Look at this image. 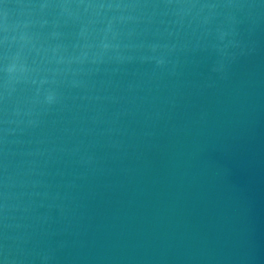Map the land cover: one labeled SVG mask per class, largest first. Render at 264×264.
Wrapping results in <instances>:
<instances>
[{"label": "water", "instance_id": "obj_1", "mask_svg": "<svg viewBox=\"0 0 264 264\" xmlns=\"http://www.w3.org/2000/svg\"><path fill=\"white\" fill-rule=\"evenodd\" d=\"M0 264H264V0H0Z\"/></svg>", "mask_w": 264, "mask_h": 264}]
</instances>
